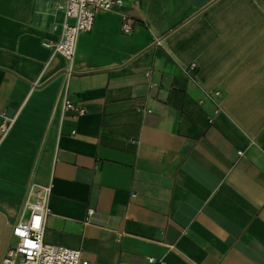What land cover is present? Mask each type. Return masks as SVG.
<instances>
[{
  "label": "crops",
  "instance_id": "crops-1",
  "mask_svg": "<svg viewBox=\"0 0 264 264\" xmlns=\"http://www.w3.org/2000/svg\"><path fill=\"white\" fill-rule=\"evenodd\" d=\"M62 3L0 0V263L50 185L88 264H264V0H121L70 60Z\"/></svg>",
  "mask_w": 264,
  "mask_h": 264
},
{
  "label": "built area",
  "instance_id": "built-area-1",
  "mask_svg": "<svg viewBox=\"0 0 264 264\" xmlns=\"http://www.w3.org/2000/svg\"><path fill=\"white\" fill-rule=\"evenodd\" d=\"M120 3L121 0H63L60 7L64 12V20L60 37L44 43L51 44L53 53H59L70 60L75 52L78 34L92 28L95 12L99 9H111ZM121 29L125 33L131 30V20L126 15H122ZM63 106L76 114L84 112V109L73 103L68 96L64 97ZM10 122L11 119L4 121L3 129H6ZM49 194L50 185L30 189L24 202L27 214L13 225L11 233L14 244L8 248L0 264H88L80 249L44 241ZM91 212L92 209L88 208L87 213ZM148 261L152 264H167L161 258L152 256L148 257Z\"/></svg>",
  "mask_w": 264,
  "mask_h": 264
}]
</instances>
